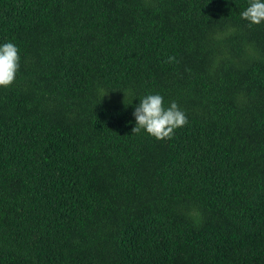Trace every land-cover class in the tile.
<instances>
[{
  "label": "trees",
  "instance_id": "1",
  "mask_svg": "<svg viewBox=\"0 0 264 264\" xmlns=\"http://www.w3.org/2000/svg\"><path fill=\"white\" fill-rule=\"evenodd\" d=\"M249 3L0 0V264H264ZM149 94L187 117L171 139L132 133Z\"/></svg>",
  "mask_w": 264,
  "mask_h": 264
},
{
  "label": "clouds",
  "instance_id": "2",
  "mask_svg": "<svg viewBox=\"0 0 264 264\" xmlns=\"http://www.w3.org/2000/svg\"><path fill=\"white\" fill-rule=\"evenodd\" d=\"M243 20L251 25H259L264 22V0H250L249 6L240 13ZM175 57H168L171 63ZM19 50L11 42L0 45V87L7 88L15 80L20 64ZM135 127L133 134H139L141 130L158 140L171 139L174 130L187 124V117L181 111L176 102H171L165 108L163 97L159 94H149L140 98V103L133 112Z\"/></svg>",
  "mask_w": 264,
  "mask_h": 264
}]
</instances>
